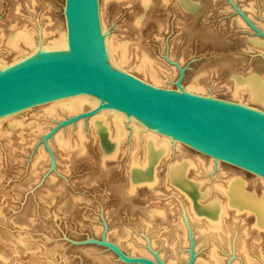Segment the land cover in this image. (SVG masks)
Returning a JSON list of instances; mask_svg holds the SVG:
<instances>
[{
	"label": "rangeland",
	"instance_id": "374dc122",
	"mask_svg": "<svg viewBox=\"0 0 264 264\" xmlns=\"http://www.w3.org/2000/svg\"><path fill=\"white\" fill-rule=\"evenodd\" d=\"M190 1L194 4L192 10L185 9L176 0H152L147 6L141 0L110 2L105 15L107 32L128 42L135 60L142 53H148L164 71L165 80L155 84L132 69H121L171 89L178 90L177 82L181 79L187 91L264 112V106L231 95L238 77L264 78V0ZM17 4L21 5L20 11H15ZM27 6L25 0H0V32L4 29L8 33V25L14 20L24 24L29 17ZM64 8L65 0H36L34 12L37 17L40 14L46 19L51 16L54 27L62 28V20L66 27ZM3 52L5 54L4 49L0 55ZM31 54H8L3 58L8 66ZM193 83L203 90L188 88ZM42 106L17 115L26 124H34L24 130L7 134L9 122L1 121L0 264H146L127 261L120 252L132 259L142 257L157 264H171V253L166 249L170 248L175 233L170 232V222L174 216L181 218L178 211L184 212L183 205L190 203L197 217L205 218L206 214L199 209L200 202H209L210 197L201 200L197 196L205 193L212 183L223 187L228 180L236 178L245 182L247 194L261 197L264 193L260 180L264 177L222 160L219 165H211L212 157L180 142L181 150L173 144L170 155L157 165L160 178L157 186L137 184L136 194L129 197V156L138 142L128 135L121 151L125 150L111 159L112 154L105 146L114 145V140L107 134L104 139L95 138L89 125L91 118L82 119L61 129L72 143L65 152L56 146V134L51 136L50 133L59 121L74 114L47 119L37 113ZM105 115L109 120L114 118L109 113ZM123 121L128 124L130 133L133 124L127 119ZM80 122L85 134V151L76 145V126ZM40 123L42 129L38 127ZM141 127L140 134H143L147 128ZM41 150L46 157L36 160ZM136 150L138 152L134 149L132 152H136L139 159L144 158V151L139 147ZM179 158L205 161L188 174L191 181H204L195 189L197 195L192 196L191 201L180 188L165 181L169 166ZM154 203L173 207L167 223L144 220L145 212ZM244 223L250 229L254 218L248 215ZM9 235H19L29 245L18 241L14 242L16 246L12 245L7 240ZM188 239V245L179 251L180 264L192 261L194 264L206 258L207 246L198 243L190 232ZM28 246L30 248L25 249Z\"/></svg>",
	"mask_w": 264,
	"mask_h": 264
},
{
	"label": "bare ground",
	"instance_id": "6f19581e",
	"mask_svg": "<svg viewBox=\"0 0 264 264\" xmlns=\"http://www.w3.org/2000/svg\"><path fill=\"white\" fill-rule=\"evenodd\" d=\"M112 1L113 0H101V10L99 1V14L100 23L102 21V33L106 37V39H104V45L108 44L110 49L109 52L113 61L120 69H132L147 77L155 84L164 82V71L160 68L156 61L150 57L148 53H142L135 60L131 54L132 47H130L128 42L122 41L116 36L107 32L105 15L106 9H108L107 6ZM151 1L152 0H141V3L144 6H147ZM178 1L185 9H194V4L190 0H176V2ZM25 3H27V9L29 11V17L26 19L25 23L20 25L18 24L19 22H16L17 20H14L15 22L12 21L8 25V33H5L3 31L4 29H2L0 32V50L2 51L4 49L5 51V54L3 52V55L2 53L0 55V68L7 67L5 58H3L4 55H28L33 52L30 56L21 59L24 60L32 58L36 54L68 50V36L64 20H62L60 23L62 28H58V26L54 27L53 18H51V16H47L46 19L44 18L45 15L40 14L37 17L36 13L34 12L36 8V0H25ZM50 5L49 7L51 8L52 6ZM20 8L21 5L17 4L15 11H20L22 9ZM188 88L201 91L203 90V88L197 83L191 84ZM231 95L235 98L244 100L247 99V101L251 103L264 106V78L251 76L245 79L238 77L235 79V84L232 86ZM40 105L43 106L37 113L42 114V117L47 119H58V117L61 118L62 116H69L70 114L77 115L88 111H83L87 107L94 106L93 108H95L97 106L93 99L83 95L68 96ZM27 109L22 111H26ZM22 111L6 116L2 119L9 122V131H6L7 134L13 133L14 130H24L26 127L34 126L33 123L26 124V122L17 117V115ZM98 113L100 114L98 115ZM104 113L108 114L109 112L100 110L88 117L78 118L76 121L58 128L51 135L54 136L56 134L54 137L56 140V146L59 149L67 152L71 148L72 143L64 136L63 130L61 129L70 124L78 123L82 119L91 118L89 125L94 137L97 138L98 136L101 137V139H104L105 134H107L110 135V138L114 140V143L116 144H107L105 146L108 149L107 152L112 154L110 156L111 159H115L117 155L120 154V152L125 150L124 146V150L121 151L122 145L125 143L128 135L131 136V139L138 142V145H133L132 150L134 149V151H137L136 148L139 147L144 151V158L140 159L136 152H132V150L130 151V167L128 170L130 188L128 196L130 197L131 195H134L137 189V184L139 185L140 183H146L148 184V187L151 188L157 186L158 182H160V178L158 176L159 168L157 165H159L165 157L170 155L173 144H175L176 149L180 151L182 142L166 134L160 133L130 114L115 116L109 113L112 115H110L111 118L114 117L113 119L109 120L106 118L107 116ZM124 119H127V122L129 121L133 124L130 126V133L128 132L129 130L127 131L128 124L126 125L125 121H123ZM2 120H0V128L3 123L1 122ZM137 122L140 123L141 126L146 127L147 131H145L144 128L141 127ZM81 124L82 123L80 122V124H77L76 126L78 127L76 129L77 131L75 132L77 141L76 145L77 147L80 145V150L85 151V147L83 146L85 134L82 130ZM38 127L42 129V124L40 123ZM140 127L143 128L145 132H143L144 135L140 134ZM44 157H46L45 152L41 150L36 160H42ZM105 161H107V159ZM105 161H103V163ZM220 161V159L212 157V159H210V164L212 165L214 163L219 165ZM35 163L37 164V162ZM204 164L205 161L202 159L194 161L191 159L181 160L179 158L169 166L167 175L165 176V181L180 188L181 191L186 194L183 195L188 197L190 200L192 196L197 195L195 189L198 188V186L200 187L204 181L201 183L191 181L189 180L190 176L188 177V174L191 169L197 168V165ZM260 180L264 184V180ZM201 189L202 188H200V191ZM207 196L210 197L209 202H200L201 207L199 208L204 212V214H206L205 218L200 219L197 217L193 206L191 207V204L187 203L183 205L184 212L183 210H177L178 214L181 215V218L179 219V217L176 218L174 216L175 218L173 217V221L170 222V225H172L170 232L173 234L175 233V239H173L170 248L166 249L171 253L170 257L172 259H170V263L180 264L179 262L181 256L179 251L188 245V232H190V234H193L195 238L197 237L198 243L200 242L207 246L206 258H203L202 260H196L194 261V264H264V193L261 197H258L255 194H247L245 192V182L239 178H236L228 180L223 187L219 184L216 185L215 183H212L205 193L201 192L197 197L202 200ZM169 206L166 207V205L162 206L160 203H154L150 209L145 212L147 218L144 220H147L150 223L160 222L161 224L165 223L166 221L168 222L170 217H172V213L174 212L173 207L168 208ZM248 215L254 218L253 226H250V229L247 228V225L244 223L245 217ZM7 240L10 241L12 245H15L14 242L17 241L21 243V245H29V242L24 238H21L19 235L17 237H12L9 235ZM259 240H262L260 244L258 243ZM19 243L17 245H19ZM23 247L24 246H22V248ZM27 248L30 247L28 246L25 249ZM32 258H34V262L37 261H35V257ZM191 264H193V261Z\"/></svg>",
	"mask_w": 264,
	"mask_h": 264
},
{
	"label": "water",
	"instance_id": "95a60500",
	"mask_svg": "<svg viewBox=\"0 0 264 264\" xmlns=\"http://www.w3.org/2000/svg\"><path fill=\"white\" fill-rule=\"evenodd\" d=\"M64 14L68 50L36 54L0 68V120L30 107L83 95L97 106L62 120L50 135L100 110L115 116L130 114L204 154L264 177L263 111L187 91L181 79L177 90L120 69L108 44L104 45L98 0H65ZM120 256L156 264L122 252Z\"/></svg>",
	"mask_w": 264,
	"mask_h": 264
}]
</instances>
